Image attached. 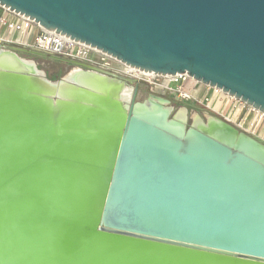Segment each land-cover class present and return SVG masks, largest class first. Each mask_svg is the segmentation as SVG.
<instances>
[{
    "label": "water",
    "instance_id": "water-1",
    "mask_svg": "<svg viewBox=\"0 0 264 264\" xmlns=\"http://www.w3.org/2000/svg\"><path fill=\"white\" fill-rule=\"evenodd\" d=\"M0 4L264 111V0ZM20 53L75 68L51 80ZM131 86L0 42V264H264V142Z\"/></svg>",
    "mask_w": 264,
    "mask_h": 264
},
{
    "label": "built area",
    "instance_id": "built-area-1",
    "mask_svg": "<svg viewBox=\"0 0 264 264\" xmlns=\"http://www.w3.org/2000/svg\"><path fill=\"white\" fill-rule=\"evenodd\" d=\"M0 42L79 61L87 67L125 79L132 85L146 86L151 94L171 101L192 100L211 113L223 115L240 130L264 142V111L255 106L198 81L187 73L163 75L136 68L97 47L46 29L29 16L1 4ZM223 110H227L230 116Z\"/></svg>",
    "mask_w": 264,
    "mask_h": 264
},
{
    "label": "rangeland",
    "instance_id": "rangeland-1",
    "mask_svg": "<svg viewBox=\"0 0 264 264\" xmlns=\"http://www.w3.org/2000/svg\"><path fill=\"white\" fill-rule=\"evenodd\" d=\"M20 56L24 57L25 59L33 60L36 62L38 68L40 71L44 72L47 78L51 80H59L63 77H66L68 73L75 68L74 65L56 61L49 58H44L36 55H31L27 53H20ZM132 88L135 87V85L131 86ZM213 91V90H212ZM151 92L148 90L146 86H140V89L138 91L136 101L138 102H144L146 100ZM171 108L173 109V115L181 110L186 109L187 111V125L190 126L193 124L194 121V115L200 116L203 120H206V116L208 118L209 113L205 110V107L202 104H199L197 102H194L192 100H173L171 101ZM223 113H225L227 116H230L229 112L227 110H223ZM210 114H216L223 118H225L223 115L214 112ZM234 124L233 122H230Z\"/></svg>",
    "mask_w": 264,
    "mask_h": 264
},
{
    "label": "bare ground",
    "instance_id": "bare-ground-1",
    "mask_svg": "<svg viewBox=\"0 0 264 264\" xmlns=\"http://www.w3.org/2000/svg\"><path fill=\"white\" fill-rule=\"evenodd\" d=\"M131 90L132 89H129L128 90V92L131 94ZM154 101H156V100H154ZM157 102V101H156ZM138 108H141L142 107V105H138L137 106ZM172 109V108H171ZM173 110V109H172ZM187 111H186V109H181V110H179L176 114H175V117L177 118V119H180V120H182V121H187ZM208 118L209 119H211V116L209 115L208 116ZM203 119L200 117V116H198V115H194V121H193V124L194 125H197V124H199L201 121H202Z\"/></svg>",
    "mask_w": 264,
    "mask_h": 264
},
{
    "label": "flooded vegetation",
    "instance_id": "flooded-vegetation-1",
    "mask_svg": "<svg viewBox=\"0 0 264 264\" xmlns=\"http://www.w3.org/2000/svg\"><path fill=\"white\" fill-rule=\"evenodd\" d=\"M136 86V85H135ZM139 89H140V86H138V91H139Z\"/></svg>",
    "mask_w": 264,
    "mask_h": 264
}]
</instances>
